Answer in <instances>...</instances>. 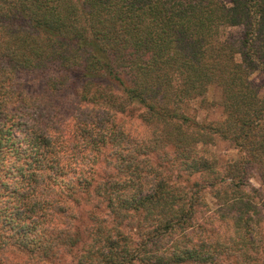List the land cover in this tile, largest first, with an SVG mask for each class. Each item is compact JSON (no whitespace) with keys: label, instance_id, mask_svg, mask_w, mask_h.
I'll list each match as a JSON object with an SVG mask.
<instances>
[{"label":"trees","instance_id":"obj_1","mask_svg":"<svg viewBox=\"0 0 264 264\" xmlns=\"http://www.w3.org/2000/svg\"><path fill=\"white\" fill-rule=\"evenodd\" d=\"M20 72L77 89L69 135ZM257 72L264 0H0V264H264Z\"/></svg>","mask_w":264,"mask_h":264},{"label":"rangeland","instance_id":"obj_2","mask_svg":"<svg viewBox=\"0 0 264 264\" xmlns=\"http://www.w3.org/2000/svg\"><path fill=\"white\" fill-rule=\"evenodd\" d=\"M224 1L228 4L231 3V0ZM242 33L243 29L239 27L227 30V34L233 38H240ZM251 79L259 88L264 84V75L260 72L254 73ZM17 81L21 84L20 90H23L34 99V101H29L22 105L21 109L25 114L24 119L31 122V118H37L40 115L39 118L42 122H48L47 124L51 127L61 129L69 135L76 121L77 100L75 95L77 89L66 87L53 94L46 89V76L39 73L20 72L17 75ZM220 98V92L216 88H211L207 95V100L210 103L202 109L197 107V114L200 120L214 121L222 118L221 110L217 105ZM39 107L43 111L37 112ZM133 121L139 128L146 129L139 119L135 118ZM210 149L223 159H232L236 155V151L232 150L227 143L221 141H218L216 146H212ZM254 176L251 180L252 185L264 193V184L257 175Z\"/></svg>","mask_w":264,"mask_h":264}]
</instances>
